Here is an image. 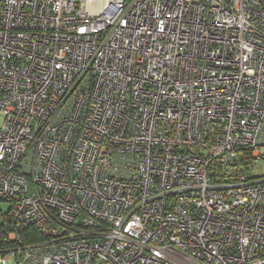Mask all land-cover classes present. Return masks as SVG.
Returning <instances> with one entry per match:
<instances>
[{
    "label": "built area",
    "instance_id": "1",
    "mask_svg": "<svg viewBox=\"0 0 264 264\" xmlns=\"http://www.w3.org/2000/svg\"><path fill=\"white\" fill-rule=\"evenodd\" d=\"M260 161L264 0H0V264H264Z\"/></svg>",
    "mask_w": 264,
    "mask_h": 264
},
{
    "label": "trees",
    "instance_id": "2",
    "mask_svg": "<svg viewBox=\"0 0 264 264\" xmlns=\"http://www.w3.org/2000/svg\"><path fill=\"white\" fill-rule=\"evenodd\" d=\"M0 252L5 251L8 248H11V246H13V244L11 245V242L8 240V234L11 231V224L12 221L10 219V214L9 212H5L2 213L0 211ZM26 229H20V233H22V236H26L27 237V243H31V242H39L42 240L41 236L39 235V233L36 231V228H30L27 229V231H34L32 237L24 235Z\"/></svg>",
    "mask_w": 264,
    "mask_h": 264
},
{
    "label": "rangeland",
    "instance_id": "3",
    "mask_svg": "<svg viewBox=\"0 0 264 264\" xmlns=\"http://www.w3.org/2000/svg\"><path fill=\"white\" fill-rule=\"evenodd\" d=\"M261 176L264 175V161L258 162V166L252 171V176ZM3 208L4 210H8V205L5 203H0V209ZM1 222V220H0Z\"/></svg>",
    "mask_w": 264,
    "mask_h": 264
}]
</instances>
